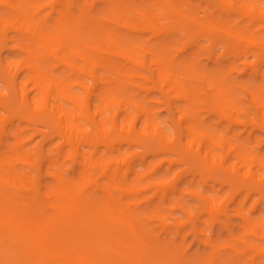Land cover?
<instances>
[{"label": "bare ground", "instance_id": "6f19581e", "mask_svg": "<svg viewBox=\"0 0 264 264\" xmlns=\"http://www.w3.org/2000/svg\"><path fill=\"white\" fill-rule=\"evenodd\" d=\"M199 4L203 17L187 0H0V264H262L264 220L242 216L233 240L243 247L224 245L231 256L208 240V256L189 257L169 239L170 227L179 233L185 223L142 206V193L165 183H142L148 172L137 169L133 147L164 153L169 169L189 153L214 183L231 187L221 201L214 190L194 191L195 214L177 203L194 229L201 211L228 219L235 187L264 194V174L252 169L264 168L261 147L248 148L255 130L264 133V0ZM183 36L195 49L185 58ZM198 37L209 59L217 62L221 47V58L240 61L258 84L200 67ZM156 104L171 133L157 123ZM203 104L228 136L202 117ZM235 126L253 130L237 135Z\"/></svg>", "mask_w": 264, "mask_h": 264}, {"label": "rangeland", "instance_id": "374dc122", "mask_svg": "<svg viewBox=\"0 0 264 264\" xmlns=\"http://www.w3.org/2000/svg\"><path fill=\"white\" fill-rule=\"evenodd\" d=\"M189 5L196 8L200 17L204 16L202 8L200 7L199 0H187ZM232 19H237L233 17ZM263 26V25H260ZM264 32V31H263ZM184 35V34H183ZM197 45L202 47V51L195 56L199 60V66L205 67L210 72H219L224 71L225 73L230 74V78L235 80L240 84H249L255 86L258 84L256 80H253L249 77L251 75L250 69H246L240 61H236L232 56L221 58L222 48L216 47L213 49V55L218 60L215 62L212 59L208 58V53L203 49L204 45H207L208 42L203 37L197 38ZM9 44H12L11 42ZM183 49V50H182ZM178 50L183 51L181 56L183 58L191 54L194 49L193 41H190L189 37L183 36V47H179ZM176 54V51L173 52ZM178 54V53H177ZM1 55L3 58L15 57V53L10 52L6 49H1ZM249 61H254L252 56L249 57ZM231 65L237 67L241 73H237L236 70L229 69ZM264 66V65H263ZM246 69V70H245ZM217 70V71H216ZM246 71V72H244ZM2 86V84H0ZM241 91V90H240ZM241 98L243 99L246 105H249V100L243 93L240 92ZM157 112V123L164 128L165 132L171 133L172 127L169 120V115L167 111L163 109L161 105H154ZM209 107L207 105H202L200 112L202 117L207 119V123L211 125H216L217 136L227 135V123L220 122V119L216 115H209L206 113ZM250 117L254 118V110L249 109ZM186 122H183V126ZM141 123L138 122V127H140L143 133H148V128L140 126ZM253 129L248 127V130H245L243 126H235L234 132L237 135L243 134L247 136L249 132ZM32 131H29V134H32ZM228 136V135H227ZM256 143L249 145V150L251 153L258 152V147L260 146L259 156L264 158V133L255 130L253 134ZM36 140L39 139L38 136L35 137ZM186 139H183L185 143ZM183 143V144H184ZM127 148V146H125ZM132 151L135 153L134 158L138 164L137 169L141 172H148L144 175L142 183L148 185V181L154 178H159L164 181V185L160 187L152 186L147 191L142 193V197L149 199V202L143 203L144 208H160V213L163 214L164 220L169 224L173 223V218H177L179 221L185 223L179 230V233L175 232V227H170V242L173 247L176 248L178 254L186 253L189 257L202 256L206 257L209 255L211 248L206 244L205 241L212 240L214 243L221 244L222 247L220 251L225 256H231L233 254L232 250L224 245L231 243L232 246L237 248H242V243H239L236 240H233V237L240 235L242 233V216L250 215L253 218L264 220V194L260 192H252L249 196L245 190L244 186L235 187V191L231 194V199L228 201L229 211L228 219L222 216L218 218H213L211 215L203 213L201 211L200 217L195 220V229L193 228L192 223L186 222L187 218L184 213V210L180 209L177 206V203H183L190 214H195V208L200 207V203L196 196L193 194L194 191H202L205 194H210L211 190L216 192V197L218 200H224L230 194L231 187L229 185H219L214 183L211 180V175L207 171L203 162L196 158L193 160H188L191 155H183V161L176 162L169 169V163L165 161L166 155L164 153H157L155 155L148 154L144 155V148L142 147H133ZM217 151V149H215ZM145 157V163L142 164V160ZM171 159H175V155L170 156ZM264 161V159L262 160ZM233 167H239L240 163L237 158H232L229 162ZM248 169V164L245 167V170ZM253 172H258L260 175L264 174V168H259L254 166ZM195 172V173H194ZM206 178L207 180H204ZM178 186L183 190V194H174L172 189L174 186ZM168 194L167 200L162 201L163 193ZM221 221L225 222L227 227L221 225ZM153 227H157L159 222L157 220L151 221ZM201 230L200 232H198ZM160 237L165 238V234L159 230ZM251 239V238H250ZM258 242V241H257ZM260 243V242H259ZM264 244V242H263ZM262 264H264V257L259 259ZM244 264H250L245 262Z\"/></svg>", "mask_w": 264, "mask_h": 264}]
</instances>
